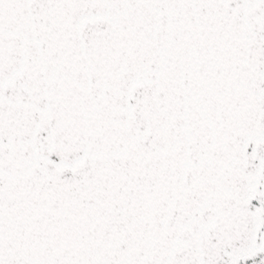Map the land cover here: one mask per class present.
Masks as SVG:
<instances>
[{
	"label": "snow or ice",
	"instance_id": "6c2138e0",
	"mask_svg": "<svg viewBox=\"0 0 264 264\" xmlns=\"http://www.w3.org/2000/svg\"><path fill=\"white\" fill-rule=\"evenodd\" d=\"M0 264H264V0H0Z\"/></svg>",
	"mask_w": 264,
	"mask_h": 264
}]
</instances>
